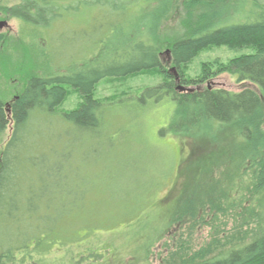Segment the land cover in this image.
Wrapping results in <instances>:
<instances>
[{"label":"trees","instance_id":"trees-1","mask_svg":"<svg viewBox=\"0 0 264 264\" xmlns=\"http://www.w3.org/2000/svg\"><path fill=\"white\" fill-rule=\"evenodd\" d=\"M224 1L185 2L209 9ZM227 1L221 5L231 15L173 41L167 55L181 84L199 87L227 73L237 83L252 85L238 92L178 90L175 76L162 66L155 35L175 0H17L3 9L23 25L37 28L46 41L47 30L65 13L76 16L81 7L104 12L108 23L94 21L92 27L98 33L106 27V32L92 49L107 45L110 32L122 23L127 22L129 30L144 26V31L140 39L128 42L118 36L116 43L127 44L118 51L122 44L115 43L108 62L73 74L32 75L10 101L0 97V264H98L108 257L100 251V237L134 223L135 232L126 230L120 236H151L149 249L162 236H191L210 228L208 239L196 248L176 238L166 264H264V0ZM143 5L144 22L138 24L141 16L135 12ZM221 48L231 55L198 61L202 53ZM143 78L144 85L139 84ZM105 82L122 85L120 95L103 97L99 88ZM126 100L142 105L148 119L167 107L170 120L157 131L160 137L214 140L228 127L235 134L236 150L233 158L220 161L232 163L231 173L221 175L227 182L181 187L174 199L169 193L161 200L153 191L160 194L171 187H161L160 181L151 184L153 179L146 183L140 178L142 182L134 179L114 188L102 182L88 145L107 129L104 119L111 122L114 108ZM7 127L10 133L2 144ZM145 140L165 155L163 167L172 173L176 167L170 150L163 142ZM152 172L151 178L159 177L160 170ZM149 204V217L140 219ZM228 214L231 227L243 228L254 219L255 228L236 230L238 236L226 234L227 221L219 216ZM220 234L228 237L223 240Z\"/></svg>","mask_w":264,"mask_h":264},{"label":"rangeland","instance_id":"rangeland-1","mask_svg":"<svg viewBox=\"0 0 264 264\" xmlns=\"http://www.w3.org/2000/svg\"><path fill=\"white\" fill-rule=\"evenodd\" d=\"M185 1L175 0L174 7L157 24L155 30L156 44L161 53L160 60L166 70L171 69L167 50L173 41L188 36L195 28L213 24L216 20L221 22L225 17L231 15L230 9L229 11L223 10L221 5H227V0L222 3L219 2L209 9L200 5L190 7ZM15 3L17 0H0V23H4L0 28V34L3 37V42L0 45V97L5 102L10 101L13 96L19 93L22 83L29 76L46 77L58 73L73 74L93 66V64L108 62L112 59L110 58L112 52L116 51L115 43L118 36L123 35L122 41L128 42L133 39H140L144 31V26L140 28L136 26L138 29L133 30L131 28L129 30L127 22L122 23L118 29H114L113 33L110 32L111 37L107 38L109 41L107 45L100 46L99 49L94 47L92 49L93 44L106 32V27H103L102 31L98 33L92 27L93 22L99 23L98 25L101 23L104 26L108 20H104V12L94 8L81 7L76 16L65 13L60 18L61 20L54 23L51 29L47 30L49 38L46 41L44 35L37 28L35 30L25 26L18 19L5 14L3 9L9 8ZM135 13L141 16L138 24L144 22V5ZM75 22L76 25L74 26ZM63 23L69 25L66 26ZM71 23L73 24L70 25ZM76 29L78 32L72 35L71 31H76ZM122 41H118L116 45H121ZM126 44H122L118 51L122 50ZM129 50L130 54L131 51ZM230 55V52L225 49H214L208 53H202L198 61H206L207 58L214 59L215 57L223 59ZM141 80H139V84L144 85V78L143 81ZM176 85L185 87L190 91L197 87L194 85L186 86L179 81L176 82ZM205 87L238 92L245 88H252V85L248 82L237 83L229 74L221 73L217 77L205 81L197 88L203 89ZM99 89V93H103V97L111 99L113 95L115 98L118 97L123 87L114 82H105ZM121 105L114 108L111 122L110 118L104 119L103 125H106L107 129L103 130V133L100 132V134L102 133L101 136L94 143L88 145V150L93 151L98 164L95 166L97 168L96 175L98 177H100L98 173L101 175L102 182L110 184L114 188L118 187V184H126L127 181L132 182L134 179L140 178L144 179L146 183L153 179L151 184L160 181L161 187L171 188L163 189L160 194H158L160 190L155 189L152 196L159 195L158 200L169 193L170 197L174 199L177 197V190L181 187L196 184L206 185L208 182L218 184L219 180L223 184L227 182L222 180L223 176L221 177V175L222 172L231 173L232 163L220 161L233 158L236 150L235 134L228 131V127H225L223 132L218 131L216 137L219 136V139L214 140L206 137L194 139L186 136L166 135L160 137L157 131L168 124L171 115L169 110L167 112L166 106H162L153 117L148 119L147 115L144 116V107L137 104L136 101L126 100ZM9 133L10 127H7L1 138L2 144L8 138ZM226 134L228 135L226 136ZM145 138H149L158 144L163 142L166 148L170 150L173 164L176 167L172 173L163 167L165 155L146 142ZM83 158L89 159L88 155H83ZM111 158L113 160L109 161ZM86 166L87 164H81L82 169H85ZM152 168L160 170V174L157 175L158 178H151L154 174ZM140 181L142 182L141 179ZM152 210L153 207H150L149 204L140 219L147 220L146 217H149L148 215ZM220 219L227 221L226 228L228 230L225 233L228 235L238 236L240 234H237L236 230H241L244 233L246 230L254 229L256 224L252 219L249 221L253 223L238 229L231 227L233 220L230 214L225 217L220 215ZM242 222L239 219L237 223L242 224ZM136 224L122 225L114 230L116 234L100 237V251L108 257L98 264H166L165 256L167 252L174 250L172 243L176 238L181 239V241L187 240L192 248H196L197 244L202 245L208 239L210 231V228L206 227L196 230L191 236H171L168 239L166 236H162V239L155 242L153 247L149 249L150 247L147 248V241L151 236L148 238L135 234L120 236L121 232L126 230L135 232ZM220 235L219 237H223V240L228 237ZM105 249L107 250L104 251Z\"/></svg>","mask_w":264,"mask_h":264},{"label":"water","instance_id":"water-1","mask_svg":"<svg viewBox=\"0 0 264 264\" xmlns=\"http://www.w3.org/2000/svg\"><path fill=\"white\" fill-rule=\"evenodd\" d=\"M4 25V23H0V28ZM169 71H171L173 73V75L175 76V81L178 82V77L176 75V72H175V69L174 68H171ZM178 90H181V91H189V89H186L185 87H181V86H178L177 87Z\"/></svg>","mask_w":264,"mask_h":264}]
</instances>
